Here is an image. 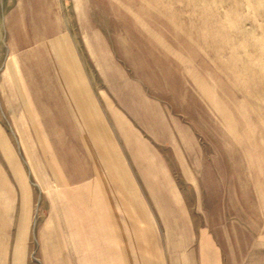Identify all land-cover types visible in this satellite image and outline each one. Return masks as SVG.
Returning <instances> with one entry per match:
<instances>
[{
  "label": "rangeland",
  "instance_id": "1",
  "mask_svg": "<svg viewBox=\"0 0 264 264\" xmlns=\"http://www.w3.org/2000/svg\"><path fill=\"white\" fill-rule=\"evenodd\" d=\"M42 11L54 25L42 41L60 40L77 103L89 94L103 108L124 103L150 114L151 150L201 196L205 216L219 213L223 227L245 209L253 227H264V0H0V84L12 31L27 34L19 53L42 46L35 37ZM14 128L0 99V264H49L41 190Z\"/></svg>",
  "mask_w": 264,
  "mask_h": 264
},
{
  "label": "crops",
  "instance_id": "2",
  "mask_svg": "<svg viewBox=\"0 0 264 264\" xmlns=\"http://www.w3.org/2000/svg\"><path fill=\"white\" fill-rule=\"evenodd\" d=\"M37 17L35 37L41 42L54 25L47 12ZM13 20L16 26L21 21ZM12 33L0 99L41 190L39 233L46 238L49 264H264V227H253L245 209L240 220L223 227L219 213L205 216L201 196L189 194L162 154L151 150L150 114L139 116L124 103L103 108L89 94L77 103L60 40L19 53L27 34L22 28ZM1 143L13 160L9 145ZM18 171L24 219L27 175ZM44 195L51 205L46 212Z\"/></svg>",
  "mask_w": 264,
  "mask_h": 264
},
{
  "label": "bare ground",
  "instance_id": "3",
  "mask_svg": "<svg viewBox=\"0 0 264 264\" xmlns=\"http://www.w3.org/2000/svg\"><path fill=\"white\" fill-rule=\"evenodd\" d=\"M12 66L15 67V68H14V71H16V70H17L16 68H18V67H16V64H13V62H12ZM21 256H22V252H21ZM20 259H21V257H20ZM19 261H20V260H19Z\"/></svg>",
  "mask_w": 264,
  "mask_h": 264
}]
</instances>
